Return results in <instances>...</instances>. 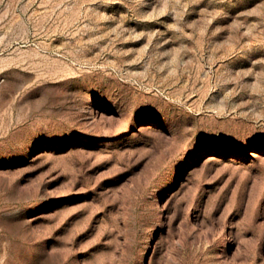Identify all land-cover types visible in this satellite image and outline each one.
Returning a JSON list of instances; mask_svg holds the SVG:
<instances>
[{
	"label": "rangeland",
	"instance_id": "obj_1",
	"mask_svg": "<svg viewBox=\"0 0 264 264\" xmlns=\"http://www.w3.org/2000/svg\"><path fill=\"white\" fill-rule=\"evenodd\" d=\"M0 264H264V0H0Z\"/></svg>",
	"mask_w": 264,
	"mask_h": 264
}]
</instances>
